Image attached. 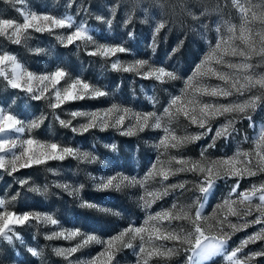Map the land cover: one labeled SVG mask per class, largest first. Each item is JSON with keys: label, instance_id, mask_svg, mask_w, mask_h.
Segmentation results:
<instances>
[{"label": "snow or ice", "instance_id": "obj_1", "mask_svg": "<svg viewBox=\"0 0 264 264\" xmlns=\"http://www.w3.org/2000/svg\"><path fill=\"white\" fill-rule=\"evenodd\" d=\"M73 2L69 0L67 7L71 8ZM137 2L133 0L134 6ZM3 3L14 6L20 16V20L0 16V38L11 44L27 46L33 33H48L54 35L64 47L75 45L79 49L91 46L87 55L103 59L108 71L154 80L161 86L177 80L183 82L179 93L169 96L162 111H139L114 100L105 108L72 110L66 113L70 119H64L57 111L62 106L76 101L106 98L113 94L82 77L73 78L67 69L60 66L51 72H33L16 54L0 49V83L6 88L20 90L34 101H47V107L51 110L31 120H23L10 109L0 106V170L8 176H13L21 169L47 165L50 161L73 159L78 164L98 161V157L90 151H82L71 144L54 140L42 141L33 135L49 115L62 128L78 135L93 130H113L125 137H139L146 131L162 132L150 145L157 155L144 176H130L123 172L110 176L86 173V178L91 181L96 192L123 193L137 187L144 190V194L138 198V205L145 212L142 224H129L107 239L98 234L85 233L79 228L53 231L45 235L46 240L78 241L71 247L54 248L55 255L73 264L71 258L75 253L99 244L103 250L97 256L76 261L75 264H115L116 255L124 249L134 250L137 264H150L153 260L170 264L174 258L179 257H183L184 264H209L216 257L222 258L223 264H255V258L264 256V248L241 255L248 245L264 241V181L239 191L244 178L264 174V125L259 126L255 132L251 150L237 147L232 155L216 158L208 154L210 149L216 148L218 141H227L235 136L238 132L237 124L241 120L251 122L253 114L264 106V71H257V68L264 67V0H231V7L237 10L238 15L221 17L215 28V44H209L208 51L187 78L180 77L175 70L154 64L150 59L121 60L117 54L129 53L130 49L123 44L98 42L89 32L88 26L83 22L76 24L69 13L56 16L38 13L31 8L16 7L26 4V0H3ZM212 10L220 12L221 6L217 5ZM80 11L86 12L87 9L81 8ZM110 11L114 17L118 9L111 8ZM96 19L109 27L113 23L112 19L103 16H96ZM132 19L131 13L126 16L125 27ZM165 27L161 20L154 28L150 45L153 52L157 47L158 34ZM65 29L70 31H57ZM30 51L41 54L45 50L37 48ZM150 100L153 108L159 103L155 97ZM181 118L187 124L184 125L183 134L178 135L174 125H179ZM219 118H223V122L213 133L214 122ZM193 126L196 130L188 131ZM250 127L256 126L250 123ZM209 136L211 139L201 147L198 159L183 155L190 145ZM248 139L244 137L245 141ZM105 147L118 151L115 143L106 144ZM47 171L59 174L55 169L49 168ZM181 174H191L195 179L169 182L170 178ZM233 178L235 183L231 185L228 194L215 205L211 214L206 215V204L218 182H227ZM17 183L21 187L30 184L28 179L18 180ZM189 184L192 186L188 187ZM50 187L67 193L77 201L81 209L102 216L120 215L118 210L86 199L83 196V183L76 185L58 182L43 188L31 185L28 191L46 196ZM187 192L192 193L194 199L191 203H180L179 197ZM17 195H13L10 200L0 198V241L8 244L20 241L23 244V238L16 228L32 222L36 225L59 226L58 219L51 213H17L9 210ZM168 196L177 197L169 208L154 213L150 211L155 203ZM232 217L236 218L235 222L230 219ZM254 225L261 227L229 250L232 237ZM26 250L33 257L43 256L42 251L36 248L28 247Z\"/></svg>", "mask_w": 264, "mask_h": 264}, {"label": "rangeland", "instance_id": "obj_2", "mask_svg": "<svg viewBox=\"0 0 264 264\" xmlns=\"http://www.w3.org/2000/svg\"><path fill=\"white\" fill-rule=\"evenodd\" d=\"M68 2L69 0H26V4L16 5V7L31 8L38 13H51L56 16L69 13L73 16L76 24L85 23L89 32L98 42L123 44L130 49L129 53L117 54L121 60L150 59L156 65H163L170 70H175L182 78H187L192 73L195 65L208 51L209 44H215L217 37L215 28L221 17L228 18L238 15L237 10L231 7V0H227L226 6V0H138L135 6L133 0H74L71 8L67 7ZM217 5L221 6L220 12L212 10ZM81 8L87 9V11H80ZM111 8L118 9L114 17L111 15ZM206 9L208 11L202 15ZM130 13L133 16L132 22L125 27L124 20ZM0 16L20 20L14 6L3 3V0H0ZM96 16L112 19L113 23L109 27L105 23L97 21ZM193 16L197 18L194 19ZM161 20L166 27L158 34L157 47L153 52L150 45L154 28ZM57 31L68 32L70 30ZM37 48L44 49V53L35 54L30 51V49ZM0 49L16 54L33 72H51L60 66L67 69L73 78L82 77L93 84L106 88L113 94L106 98L76 101L62 106V109L57 111L64 119H70L66 113L72 110L105 108L114 100L139 111H162L169 96L178 94L183 87L182 80L161 86L154 80H144L130 74L108 71L103 59L87 55L91 46L79 49L75 45L64 47L58 43L54 35L48 33H33L27 46L14 45L0 38ZM174 49L176 51L173 53ZM255 62L254 58L253 63ZM257 71H264V67L257 68ZM118 84L119 88L116 87ZM151 97H155L159 101L155 108L151 103ZM0 106L10 109L23 120H31L33 117L40 116L41 113L47 114L51 111L47 107V101H34L20 90L6 88L3 83H0ZM78 122L74 121V123ZM222 122L223 118L214 122L213 133ZM250 123H254L256 127H250ZM185 124L187 121L181 118V123L174 125L178 135L183 134ZM261 125H264V106L258 108L253 114L251 122L247 119L241 120L237 124L238 132L235 136L227 141H218L216 148L209 150V156L216 158L232 155L237 147L251 150L253 147L251 140ZM195 130L194 126L188 129V131ZM33 135L42 141L54 140L66 145L71 144L82 151H90L98 157V161L91 164L84 162L78 164L73 159L63 162L50 161L47 165L21 169L13 176H8L0 170V198L10 200L13 195L18 194L14 205L9 206V210H14L17 213L25 211L51 213L59 221L58 227L36 225L35 222L26 226H18L16 231L22 236L24 243L15 241L13 244H8L0 241V264H68V261L55 255L53 249L71 247L78 241L46 240V234L59 229L79 228L85 233L98 234L107 239L119 233L129 224L136 226L142 224L145 212L139 207L138 198L144 194V190L137 187L127 189L123 193L96 192L93 190L91 181L86 178V173H91L93 176H110L117 172H123L130 176H144L157 155L150 145L162 135L161 131H146L139 137L121 136L113 130L104 132L93 130L78 135L69 129L62 128L49 115L45 123ZM245 136L249 138L248 141L244 140ZM25 138H27L26 135ZM210 139L211 136L197 144L190 145L183 155L198 159L201 147L206 145ZM113 143L118 145V151H112L105 147L106 144ZM4 155L9 154L5 153ZM162 159H166V157H162ZM49 168L55 169L59 174L54 175L47 171ZM23 179H28L30 184L21 187L17 181ZM194 179L195 177L191 174H181L178 177L170 178L169 182L192 181ZM261 181H264V174L246 177L241 181L239 191L249 189L253 184L258 185ZM58 182L85 184L83 196L86 199L118 210L120 215L102 216L94 211L81 209L76 200L56 187H50L46 196L28 191V187L31 185L43 188L45 185L51 186ZM234 183L235 178L227 182H218L214 193L206 204V215L212 213L215 205L228 194ZM191 186V184L188 185V187ZM176 199V196L165 197L155 203L150 211L154 213L169 208ZM192 199H194L193 194L187 192L179 197V202L191 203ZM253 218L249 217L248 219ZM230 219L235 222L236 218ZM259 227L261 225H254L237 232L230 241L229 250L235 248L242 239L257 231ZM28 247L41 250L42 258L31 256L26 250ZM261 248H264V241H257L255 244L248 245L241 255L259 251ZM102 250V245L94 244L75 253L71 260L75 264L76 261L97 256ZM137 259L133 249H124L116 255L115 264H137ZM150 264H163V261L153 260ZM170 264H184V259L183 257L174 258ZM209 264H223V260L216 257ZM255 264H264V256L255 258Z\"/></svg>", "mask_w": 264, "mask_h": 264}]
</instances>
